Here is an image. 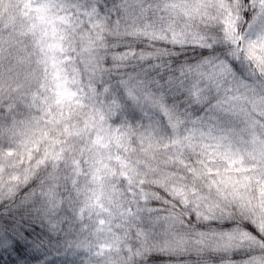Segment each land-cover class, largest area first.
I'll return each mask as SVG.
<instances>
[{
  "label": "snow or ice",
  "instance_id": "obj_1",
  "mask_svg": "<svg viewBox=\"0 0 264 264\" xmlns=\"http://www.w3.org/2000/svg\"><path fill=\"white\" fill-rule=\"evenodd\" d=\"M0 264H264V0H0Z\"/></svg>",
  "mask_w": 264,
  "mask_h": 264
}]
</instances>
